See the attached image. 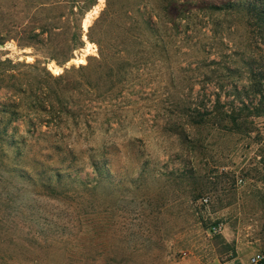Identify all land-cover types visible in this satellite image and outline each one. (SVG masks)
<instances>
[{"label":"rangeland","instance_id":"rangeland-1","mask_svg":"<svg viewBox=\"0 0 264 264\" xmlns=\"http://www.w3.org/2000/svg\"><path fill=\"white\" fill-rule=\"evenodd\" d=\"M84 1L0 0V264L263 262L264 0Z\"/></svg>","mask_w":264,"mask_h":264},{"label":"trees","instance_id":"trees-1","mask_svg":"<svg viewBox=\"0 0 264 264\" xmlns=\"http://www.w3.org/2000/svg\"><path fill=\"white\" fill-rule=\"evenodd\" d=\"M79 2L80 3H84V6H81V4H79V6H78L80 8V11L83 12V13L87 12L89 10V8L91 7L90 6L91 2H90L89 5L84 0H77V3H79ZM64 9H65L64 5L61 2L56 1V2H53V4L46 5V8L43 9V10L44 11H57V10L58 11L59 10L61 11L62 10L63 11ZM63 12H61L60 17H63L64 16V15H62ZM256 12H258V10H256ZM263 15H264V13H263ZM258 20H259V16H258ZM263 20H264V16L259 21H263ZM259 25L260 26L257 27V30L256 31H257V34L260 37V40H261L260 43L264 44V32H263L264 31V28L262 27V26H264V23L261 22V23H259ZM6 29H7V26L5 24H3V21H0V44H3L5 42L4 39H8V38H4L5 37V34L4 33H5V30ZM36 29H38V28L35 27L34 28V31ZM39 29H41L42 32H41V34H35L36 36L37 35H40L41 36L44 33H49L48 28L46 29V28H43V27L42 28L39 27ZM77 33H79V35H74V40H72V48L73 49L74 48H77L78 49V48H81L82 46H84V41H83V34L84 33H83V31L81 30L80 27H79V31L77 30ZM50 34H51V36H53L52 32H50ZM89 38L92 40L91 36H89ZM46 40H47V38H46ZM18 42L20 43V40L19 39H18ZM19 45L20 46H25V45H22V44H19ZM58 45H59V43L56 46H58ZM56 46H55V48H56ZM52 57L54 59L58 60V63L60 65H64V64L68 63L71 60V56L67 52L66 53L65 52H62V54H60L61 60H59L58 58H55L54 56H52ZM14 67H16V65H12V69H14ZM0 75L2 76V73ZM12 77L14 78L15 76H12ZM10 89H12L15 92H17L18 90L21 91L23 89V86L17 85V82L15 81L12 84V86H10ZM229 113L230 112L228 110L227 112H225V114H221V115L227 116L229 119H231V116L229 115ZM218 226H214V227H218ZM213 228H212V230H213ZM233 256H235V254ZM259 264H264V261L263 262H260Z\"/></svg>","mask_w":264,"mask_h":264},{"label":"crops","instance_id":"crops-1","mask_svg":"<svg viewBox=\"0 0 264 264\" xmlns=\"http://www.w3.org/2000/svg\"><path fill=\"white\" fill-rule=\"evenodd\" d=\"M254 255L247 251H241L240 247L236 245V254L228 259H217L212 264H252L251 259Z\"/></svg>","mask_w":264,"mask_h":264},{"label":"built area","instance_id":"built-area-1","mask_svg":"<svg viewBox=\"0 0 264 264\" xmlns=\"http://www.w3.org/2000/svg\"><path fill=\"white\" fill-rule=\"evenodd\" d=\"M221 230H222L221 226L214 227L212 230V233L213 234H219L221 232ZM262 259H263V257L261 254H256L252 257L251 263L252 264H259L262 261Z\"/></svg>","mask_w":264,"mask_h":264}]
</instances>
